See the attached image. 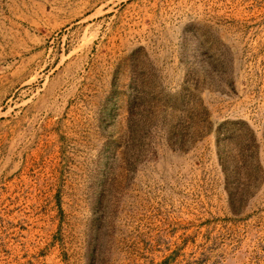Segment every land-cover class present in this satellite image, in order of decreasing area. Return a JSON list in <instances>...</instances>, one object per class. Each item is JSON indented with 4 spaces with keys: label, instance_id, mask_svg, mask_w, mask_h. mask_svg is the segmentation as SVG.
<instances>
[{
    "label": "rangeland",
    "instance_id": "obj_1",
    "mask_svg": "<svg viewBox=\"0 0 264 264\" xmlns=\"http://www.w3.org/2000/svg\"><path fill=\"white\" fill-rule=\"evenodd\" d=\"M0 264H264V0H0Z\"/></svg>",
    "mask_w": 264,
    "mask_h": 264
}]
</instances>
